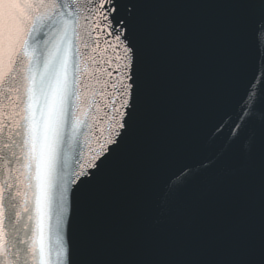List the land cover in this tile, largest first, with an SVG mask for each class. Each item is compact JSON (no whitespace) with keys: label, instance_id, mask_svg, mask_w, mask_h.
Here are the masks:
<instances>
[{"label":"snow or ice","instance_id":"1","mask_svg":"<svg viewBox=\"0 0 264 264\" xmlns=\"http://www.w3.org/2000/svg\"><path fill=\"white\" fill-rule=\"evenodd\" d=\"M0 264H264V0H0Z\"/></svg>","mask_w":264,"mask_h":264},{"label":"water","instance_id":"2","mask_svg":"<svg viewBox=\"0 0 264 264\" xmlns=\"http://www.w3.org/2000/svg\"><path fill=\"white\" fill-rule=\"evenodd\" d=\"M201 13L202 16L209 17L212 13V10L209 9H202V10H196Z\"/></svg>","mask_w":264,"mask_h":264}]
</instances>
